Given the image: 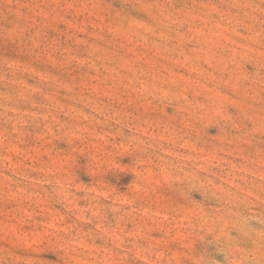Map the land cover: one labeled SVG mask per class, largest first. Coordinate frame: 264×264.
Returning a JSON list of instances; mask_svg holds the SVG:
<instances>
[{"label":"rangeland","instance_id":"obj_1","mask_svg":"<svg viewBox=\"0 0 264 264\" xmlns=\"http://www.w3.org/2000/svg\"><path fill=\"white\" fill-rule=\"evenodd\" d=\"M0 264H264V0H0Z\"/></svg>","mask_w":264,"mask_h":264}]
</instances>
